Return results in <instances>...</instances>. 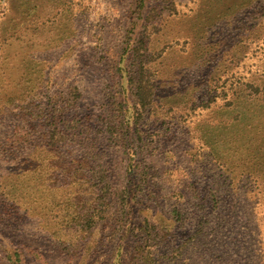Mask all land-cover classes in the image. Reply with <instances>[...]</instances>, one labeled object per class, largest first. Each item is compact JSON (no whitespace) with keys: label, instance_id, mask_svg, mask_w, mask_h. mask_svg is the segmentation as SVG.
I'll list each match as a JSON object with an SVG mask.
<instances>
[{"label":"rangeland","instance_id":"374dc122","mask_svg":"<svg viewBox=\"0 0 264 264\" xmlns=\"http://www.w3.org/2000/svg\"><path fill=\"white\" fill-rule=\"evenodd\" d=\"M0 264H264V0H0Z\"/></svg>","mask_w":264,"mask_h":264},{"label":"trees","instance_id":"16d2710c","mask_svg":"<svg viewBox=\"0 0 264 264\" xmlns=\"http://www.w3.org/2000/svg\"><path fill=\"white\" fill-rule=\"evenodd\" d=\"M15 91V90H13ZM36 95V94H35ZM34 98V97H33ZM9 101H12L15 99L14 96H10ZM51 102H47L48 108L47 110H45L42 107V104L40 103H33L30 104L27 109H25V112L22 116H18V118H20V120H24L27 124H29V126H31L32 128H34V125L31 123H38L39 126H41V123H48L49 125L52 126H57V121H58V115H59V110H57L55 107L52 106ZM121 113V111H120ZM125 120H127V118L124 117ZM135 119L133 118L132 120L128 119V123L127 122H123V125L127 130L131 127V123L132 121H134ZM115 126H121V122L117 123V121L115 123H113ZM22 129V128H21ZM116 132V136H118V133H120V130H115ZM72 134V133H71ZM41 135V142L43 141L47 143L46 146H48L49 148L45 150L44 154L45 157L43 158V160L47 162V164L51 165L53 164V162H56L58 165V170L59 172L57 173L58 176H66V177H72V178H76V180L80 179V176L85 175V173L83 174L80 170H73V166L71 161L68 159L69 154L71 153L70 149V145L72 144L71 142L73 141V139H70V135L67 131L64 132H59V133H55L52 132L51 134H44L43 132H40ZM74 135H78V134H74ZM73 135V136H74ZM124 134H121L118 137H123ZM38 139L39 138H34ZM39 148H35L34 153H39L38 156L40 155V152L38 150Z\"/></svg>","mask_w":264,"mask_h":264}]
</instances>
